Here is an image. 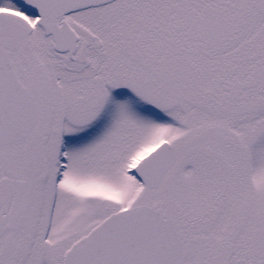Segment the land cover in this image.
<instances>
[{
    "label": "snow or ice",
    "instance_id": "snow-or-ice-1",
    "mask_svg": "<svg viewBox=\"0 0 264 264\" xmlns=\"http://www.w3.org/2000/svg\"><path fill=\"white\" fill-rule=\"evenodd\" d=\"M0 264H264V0H0Z\"/></svg>",
    "mask_w": 264,
    "mask_h": 264
}]
</instances>
